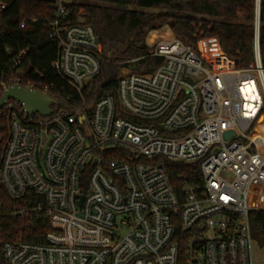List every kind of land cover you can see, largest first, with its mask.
I'll use <instances>...</instances> for the list:
<instances>
[{
  "label": "built area",
  "instance_id": "obj_1",
  "mask_svg": "<svg viewBox=\"0 0 264 264\" xmlns=\"http://www.w3.org/2000/svg\"><path fill=\"white\" fill-rule=\"evenodd\" d=\"M70 1L53 0L48 38L57 47L53 71L80 101L59 107L52 96L47 116L12 99L0 109V183L23 202L11 213L49 225L41 244L0 241L5 264H264L255 261L249 222L264 209L255 206L264 191L258 31L245 67L208 40L201 50L176 37L151 39L149 56L161 64L149 73L123 69L114 93L90 104L84 93L101 47L90 25L70 19ZM24 54L0 72V96L14 85L49 94L51 84L25 78ZM167 162L199 173L173 183Z\"/></svg>",
  "mask_w": 264,
  "mask_h": 264
},
{
  "label": "trees",
  "instance_id": "obj_2",
  "mask_svg": "<svg viewBox=\"0 0 264 264\" xmlns=\"http://www.w3.org/2000/svg\"><path fill=\"white\" fill-rule=\"evenodd\" d=\"M70 19H81L90 25L100 44V70L94 78L86 103L114 93L123 69L141 73L153 71L162 62L149 56L148 35L167 25L171 33L196 48L199 40H208L211 47L220 48L237 67H245L254 59V38L258 31L259 53L264 67V0H71L67 4ZM147 10V11H145ZM148 10H164L152 13ZM53 0H8L0 11V72L10 57L25 50L22 64L25 78L52 85L49 94L59 107H72L79 95L52 69L57 47L48 38V20L53 15ZM21 21L25 26L20 27ZM258 22V24H257ZM206 41L200 43L205 48ZM8 49V51H7ZM35 71L43 73L40 78ZM71 97V101H67ZM0 155L6 137V118L0 114ZM173 183L194 166L165 163ZM22 200L13 199L0 183V241L21 239L44 243L49 228L41 215L12 214L22 207ZM252 239L264 249V209L249 214ZM0 264H5L0 251Z\"/></svg>",
  "mask_w": 264,
  "mask_h": 264
},
{
  "label": "water",
  "instance_id": "obj_3",
  "mask_svg": "<svg viewBox=\"0 0 264 264\" xmlns=\"http://www.w3.org/2000/svg\"><path fill=\"white\" fill-rule=\"evenodd\" d=\"M9 99L21 103L27 113H36L41 116L51 114L53 112L51 105L56 103V100L50 94L27 87H20L19 85L10 86L3 91L0 96V109ZM231 134L232 132H226L225 136L228 137Z\"/></svg>",
  "mask_w": 264,
  "mask_h": 264
},
{
  "label": "rangeland",
  "instance_id": "obj_4",
  "mask_svg": "<svg viewBox=\"0 0 264 264\" xmlns=\"http://www.w3.org/2000/svg\"><path fill=\"white\" fill-rule=\"evenodd\" d=\"M147 11V10H145ZM148 12H152V13H166V11L164 10H148ZM158 37H175L169 27L167 25H164L158 29H156L155 31H151L148 35V44L150 45L151 44V39L154 40L155 38H158ZM206 40H199L196 44V48L198 46H200V43L201 42H204ZM260 197L257 199V203L255 206H262L264 207V191H261L260 193ZM253 253H254V258H255V261L257 263H262L264 262V249H261L257 246H253Z\"/></svg>",
  "mask_w": 264,
  "mask_h": 264
}]
</instances>
